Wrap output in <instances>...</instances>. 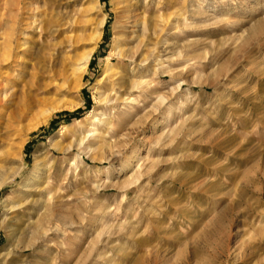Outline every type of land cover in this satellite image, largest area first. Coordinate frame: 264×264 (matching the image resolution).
<instances>
[{
  "label": "rangeland",
  "instance_id": "374dc122",
  "mask_svg": "<svg viewBox=\"0 0 264 264\" xmlns=\"http://www.w3.org/2000/svg\"><path fill=\"white\" fill-rule=\"evenodd\" d=\"M121 1L64 0L85 40L29 57L0 97V264H264V0H139L159 62L120 64L113 85ZM104 15L75 81L67 58ZM92 110L103 142L88 152Z\"/></svg>",
  "mask_w": 264,
  "mask_h": 264
},
{
  "label": "bare ground",
  "instance_id": "6f19581e",
  "mask_svg": "<svg viewBox=\"0 0 264 264\" xmlns=\"http://www.w3.org/2000/svg\"><path fill=\"white\" fill-rule=\"evenodd\" d=\"M26 1L0 0V32H3L0 33L2 35V39L0 40V62L4 64L5 73L9 75L2 87H0V97L2 99L8 97L13 91L16 80L19 77L21 78L22 72L25 71L23 69H25L26 61L29 57L31 58L30 63L34 58H38L39 61L41 58H44L45 62L49 58L48 65H50L56 59V54L58 53L56 50H77V46L85 40L88 34L86 32V22L82 18H79L78 15L64 10L66 7L64 0ZM121 2L122 6L114 24L115 28H118V31L114 38V44H116L114 53L112 52L119 60V64L115 65L109 58L106 63V72L108 73L105 76L109 75V81L113 85L120 84L124 79V75L128 74H122V71H119L118 66L120 64L127 62L128 66L131 65L133 70H136L137 67L139 70H146L151 63L157 64L159 62L158 57L160 56V51L157 47L158 42L149 40V34L151 33L153 37L157 36V30L148 18L149 10L146 5L147 2L145 4H140L139 0H122ZM92 5L85 9V13L93 10ZM105 24L106 16L104 15L103 18L96 22L95 27H92L88 31L93 45L90 49L81 54L68 56L67 59L69 61L72 60L71 63L75 66L72 71L75 75L77 74L74 79L75 81L80 78L81 74L88 67L94 49L103 36ZM64 35L65 37L62 39L61 36ZM61 64H63L62 71L66 73L68 69H65V62L61 61ZM35 69L36 67L33 66V70ZM137 72L142 73L137 70L135 74ZM137 86L138 83L132 85V87ZM102 95L104 94H101L98 100L99 104H104L102 102H104L105 98H102ZM110 100H107L106 104ZM104 115L105 113L100 110H92L91 113L85 116L89 118V122L93 127L89 128L90 131L85 136L86 139L79 141L78 144L82 145L86 140H90V143L85 147V150L88 152L97 150L103 142L101 140L98 144L94 140L95 138L98 139L99 130L96 127L103 121ZM157 123L158 119L156 118L151 124L150 131L154 130ZM102 137L106 138V133H103ZM138 151L139 148L136 146L127 157L126 163L128 165ZM40 165L43 167V162L36 163L31 173L32 175L27 180V184L25 185L27 193L31 192L29 188L31 184L29 182L41 178ZM37 203L39 201L36 199L34 204Z\"/></svg>",
  "mask_w": 264,
  "mask_h": 264
}]
</instances>
